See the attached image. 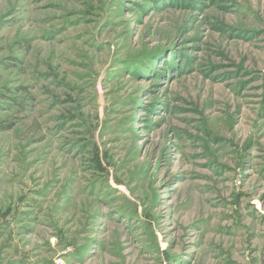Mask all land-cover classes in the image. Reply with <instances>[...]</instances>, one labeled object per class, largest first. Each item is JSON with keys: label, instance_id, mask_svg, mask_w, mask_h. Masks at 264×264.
<instances>
[{"label": "rangeland", "instance_id": "1", "mask_svg": "<svg viewBox=\"0 0 264 264\" xmlns=\"http://www.w3.org/2000/svg\"><path fill=\"white\" fill-rule=\"evenodd\" d=\"M264 264V0H0V264Z\"/></svg>", "mask_w": 264, "mask_h": 264}, {"label": "built area", "instance_id": "2", "mask_svg": "<svg viewBox=\"0 0 264 264\" xmlns=\"http://www.w3.org/2000/svg\"><path fill=\"white\" fill-rule=\"evenodd\" d=\"M56 264H64V262L61 260H58V261H56Z\"/></svg>", "mask_w": 264, "mask_h": 264}]
</instances>
